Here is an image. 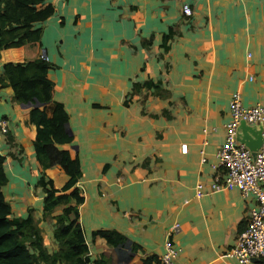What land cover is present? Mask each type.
<instances>
[{
    "label": "crops",
    "instance_id": "0c3cea01",
    "mask_svg": "<svg viewBox=\"0 0 264 264\" xmlns=\"http://www.w3.org/2000/svg\"><path fill=\"white\" fill-rule=\"evenodd\" d=\"M47 2L54 14L39 24L40 42L0 51V74L6 63L41 59L50 65L52 99L67 112L73 136L58 148L80 164L79 220L90 259L159 260L166 233L177 223L180 230L171 237L177 264H238L229 253L256 200L236 189L211 193L210 185L221 172L216 154L231 96L239 93L244 107L264 106V0ZM183 4L191 7L189 18L181 14ZM169 31L165 50L162 38ZM133 83L141 85L137 92ZM12 96L9 87H0V119L8 121L0 155L5 193L14 200L11 218L31 209L53 253L54 220L42 216L43 192L36 186L42 170L29 113L40 105L25 108ZM46 111L50 115L51 106ZM44 174L56 189L68 180L57 167ZM198 186L204 193L199 198ZM102 230L121 234L127 246L110 248L93 239Z\"/></svg>",
    "mask_w": 264,
    "mask_h": 264
},
{
    "label": "trees",
    "instance_id": "16d2710c",
    "mask_svg": "<svg viewBox=\"0 0 264 264\" xmlns=\"http://www.w3.org/2000/svg\"><path fill=\"white\" fill-rule=\"evenodd\" d=\"M54 14V8L47 0H0V51L36 44L41 40L42 28L39 24ZM172 38L169 31L162 38V46L167 50V42ZM50 65L41 59L24 64L6 63L1 67L0 87L12 90V100L17 104H35L39 107L30 110V122L36 127L33 141L35 158L41 168L36 186L43 192V218L54 220L53 241L57 250L51 254L46 250L37 221L28 210L25 219L11 218V209L3 197L1 188L6 183L4 171L5 158L0 155V264H109L104 258L92 261L89 257L83 228L79 220V206L83 203L82 192L76 187L81 177L80 164L71 158L68 151L60 150L62 145H70L73 136L66 128L68 114L60 103L52 99V82L47 79ZM148 86L159 90L158 85ZM141 85L133 83L137 92ZM160 92V90H159ZM161 96V94H159ZM131 96L126 98L128 106ZM51 106L50 115L46 107ZM5 130H8V121ZM59 168L68 180L61 189H56L44 171ZM61 208L60 214L52 213ZM93 239H100L110 248L124 246L126 238L115 231H95ZM136 245L130 246L135 251ZM142 264H160L154 257H146ZM256 264H264L260 259Z\"/></svg>",
    "mask_w": 264,
    "mask_h": 264
},
{
    "label": "built area",
    "instance_id": "2783aa9c",
    "mask_svg": "<svg viewBox=\"0 0 264 264\" xmlns=\"http://www.w3.org/2000/svg\"><path fill=\"white\" fill-rule=\"evenodd\" d=\"M181 14L184 18H189L192 15L191 7L183 4ZM229 106L231 117L224 125V144L216 154L218 161L216 171L221 172L213 177L210 192L236 189L243 197L252 195L255 198L256 207L248 211L246 226L239 235L236 246L229 253L238 264H252L254 261L264 259V106L257 104L253 107H244L239 93L231 96ZM241 123L248 126L260 124L262 127V144L255 156L237 140ZM4 133L5 122L0 120V135ZM186 152L187 146L182 145L181 153ZM203 194L201 186H198L197 198ZM179 230L180 225L177 223L168 229L164 250L159 259L160 264H177L178 249L171 241V237Z\"/></svg>",
    "mask_w": 264,
    "mask_h": 264
},
{
    "label": "water",
    "instance_id": "95a60500",
    "mask_svg": "<svg viewBox=\"0 0 264 264\" xmlns=\"http://www.w3.org/2000/svg\"><path fill=\"white\" fill-rule=\"evenodd\" d=\"M25 108L31 107L32 105L30 103L24 105ZM33 106H39V103L36 102ZM261 125H255V126H248L245 123H241L239 130L237 132V140L240 144H243L245 147L249 149L252 156L256 155V152L260 148L262 144V137H261ZM69 134H71L69 131H67ZM76 150V148L74 147ZM127 245L125 244L124 247ZM121 247V246H120Z\"/></svg>",
    "mask_w": 264,
    "mask_h": 264
},
{
    "label": "rangeland",
    "instance_id": "374dc122",
    "mask_svg": "<svg viewBox=\"0 0 264 264\" xmlns=\"http://www.w3.org/2000/svg\"><path fill=\"white\" fill-rule=\"evenodd\" d=\"M7 179V178H6ZM7 185V183H5V185L1 188L2 190H1V192H2V194H3V197H4V200H5V202L9 205V203H12L14 200H12L10 197H9V195L10 194H6L5 193V186ZM40 189V188H39ZM41 190V189H40ZM42 191V190H41ZM43 200V199H42ZM20 218H23V219H25L26 218V216L25 217H20ZM42 235V234H41ZM43 237V236H42ZM46 237H48V235H46ZM49 240V239H48ZM49 254H51V253H49Z\"/></svg>",
    "mask_w": 264,
    "mask_h": 264
}]
</instances>
